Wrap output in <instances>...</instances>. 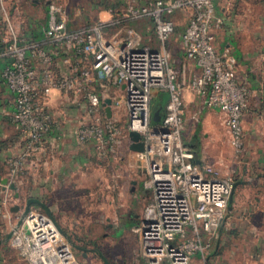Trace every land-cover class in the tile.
Listing matches in <instances>:
<instances>
[{"label": "built area", "instance_id": "2783aa9c", "mask_svg": "<svg viewBox=\"0 0 264 264\" xmlns=\"http://www.w3.org/2000/svg\"><path fill=\"white\" fill-rule=\"evenodd\" d=\"M236 0H225L227 6ZM189 9L180 35L186 59L197 73L184 83L165 44L174 22L169 13ZM111 17L69 28L58 0L47 1L46 26L39 39H7L0 24V57L7 59L2 78L14 96L12 119L23 139V150L9 160L10 176L23 170V162L43 142L54 120L50 93L81 97L88 119L76 136L91 143L97 157L106 159L117 145L136 131L144 141L139 152L145 164L144 186L151 197L140 226V250L149 264H188L193 254L205 252L216 237L228 211L233 182L210 165L189 160L183 141L186 128L185 86L223 113V125L235 155L244 147L243 112L250 89L237 78V60L229 48L218 49L214 29L221 24L214 0H127L122 9H109ZM150 20L159 47L141 45L132 35L107 31L128 22ZM1 23V22H0ZM122 88L126 121L119 126L105 112L107 90ZM164 90L168 99L162 121L153 124L152 89ZM11 242L26 264H67L71 244L45 212L29 209L12 231Z\"/></svg>", "mask_w": 264, "mask_h": 264}, {"label": "rangeland", "instance_id": "374dc122", "mask_svg": "<svg viewBox=\"0 0 264 264\" xmlns=\"http://www.w3.org/2000/svg\"><path fill=\"white\" fill-rule=\"evenodd\" d=\"M47 1L49 0H36L37 5L34 6L33 0H0V16L7 17L0 21L4 22L5 27L18 26L23 31L21 38L33 39L37 25L43 23ZM58 1L68 17L69 26L77 28L95 22L107 9L124 8L127 0ZM244 6L250 10L251 15L247 25L246 22L241 24L242 22L238 21L235 33L239 45L244 50H249L254 45H264V2H256L254 6L253 1L250 0ZM169 17L174 22V29L165 46L171 54L173 63H177L175 56L180 54L179 36L188 21V14L184 10L175 9L169 13ZM122 31L135 36L141 45L159 46L154 24L150 20L128 22L111 28L106 33L111 35ZM152 94L151 108H155L160 103L164 107L168 93H165L163 101H159V89L153 88ZM259 110L260 113L254 112L248 117L250 121L245 123L243 137L245 147L239 160L244 161L245 158L246 161L248 156L258 158L261 152L264 153V109ZM6 112V108H0L1 169L5 164V152L10 146L15 145L18 137L16 125L12 124L9 113ZM114 112L113 118L117 124L124 125L126 121L124 108H116ZM207 119L206 113H200L196 121L189 126L184 141L192 139L194 142L207 145L212 155L222 150L224 167L216 169V172L230 178L232 182L246 178L250 169L243 172L242 164L238 162L239 156L236 158L234 150L222 134L219 113L215 112L210 116V122L214 123L218 131L217 139L207 140V135L204 136V132H212ZM248 139L249 142L251 139L249 144ZM145 170L142 158L129 151L125 142H121L106 159L97 157L94 150H87L86 160L79 165L73 177L63 182L61 187L53 192V196L45 197L47 201H51L56 223L71 244L72 260L67 264H105L96 251L105 257L108 264H149L142 257L140 250L142 214L151 197V190L144 186ZM132 181H135L134 185ZM23 201L22 204H25L26 200ZM30 209L44 212V209L37 204H31ZM12 256H16L13 264H26L23 258H18L12 247L7 250L5 264H10L9 259Z\"/></svg>", "mask_w": 264, "mask_h": 264}, {"label": "crops", "instance_id": "0c3cea01", "mask_svg": "<svg viewBox=\"0 0 264 264\" xmlns=\"http://www.w3.org/2000/svg\"><path fill=\"white\" fill-rule=\"evenodd\" d=\"M248 1L250 0H236L227 6L225 0H214L215 13L221 18L220 26L214 29L215 45L220 50L229 48L232 51L237 60V78L239 81L247 82L250 89L248 106L243 112V131H245V123L250 121L248 117L256 111L260 113V108L264 109V45H254L253 48L244 50L239 45L235 33L238 21H241V24L243 22H246V25L248 24L251 12L244 6ZM252 1L254 6L256 2H264L263 0ZM33 2L36 6V0H33ZM46 8L47 2L44 8L43 23L37 25L33 39H39L42 36L46 26ZM181 10H184L189 18L190 10ZM100 15L98 19L106 20L111 17L108 9ZM5 18L7 17L3 16L1 18L0 16L2 21ZM2 21H0V24L2 28L4 27L3 32L7 39L23 35V31L18 26L8 25V27H5ZM67 26L73 28L69 26L68 20ZM126 33L122 31L118 34L125 35ZM180 38L179 36L180 54L174 55L177 63H173V65L178 69L179 78L186 83L192 75L197 73V68L193 60L185 58ZM6 63L7 59L0 57V108H6L10 121L15 124L12 119L14 96L1 76ZM106 94L111 103L114 100V102L123 104L121 87L111 88V90L106 91ZM183 103L186 118L183 141L191 123L196 121V117L203 112L208 115L207 123L212 129V132L203 133L204 136L207 135V140L208 138L217 139L218 131H216L214 123L210 122V116L217 112L220 116V129L228 141V133L223 125L224 116L219 108L208 106L205 99L192 92L188 86H185L183 90ZM49 104L54 120L53 126L44 136L42 145L23 162L22 172L11 177L8 163L9 160L18 157L23 150L24 141L18 130L15 145L10 146L5 152V164L2 169L0 168V264H5L8 248H14L11 242L12 231L17 226L22 209L25 206V204H22L23 200L29 198L26 196L39 197L52 211V203L47 201L45 197L53 196V192L60 188L63 182L73 177L79 165L86 160L87 150H94L91 143H80L75 133L78 125L88 119L83 99L52 89ZM110 114L113 117L115 112L110 111ZM9 139L11 140V137ZM121 142H125L129 151L138 154L141 158L139 152L130 150L129 144L131 141L129 137L124 138ZM250 142L248 139V144ZM184 144L188 148V157L191 162L199 166L210 165L218 170L224 167L222 150L212 155L209 146L194 142L192 139L184 141ZM240 155L236 158L238 157V162L242 164L243 172L250 169L249 173L246 178L237 180L239 183L234 189L230 204L228 203L229 209L217 231L216 237L208 247V251L206 250L204 253L196 252L188 264H264V153L261 152L258 158H249L245 154L248 156L246 161L245 158L244 161L239 160L242 157ZM4 177L8 178V182L14 181L17 184L18 197L14 196L17 191L10 189L9 183L5 185V188H2L1 179ZM132 184L134 185L135 181H132ZM133 188L134 186L131 189ZM16 205L19 206V210H11ZM14 250L16 251V249ZM16 254L18 258H23L17 251ZM15 260L16 256H12L9 263L13 264Z\"/></svg>", "mask_w": 264, "mask_h": 264}, {"label": "water", "instance_id": "95a60500", "mask_svg": "<svg viewBox=\"0 0 264 264\" xmlns=\"http://www.w3.org/2000/svg\"><path fill=\"white\" fill-rule=\"evenodd\" d=\"M110 104H111V100L109 98L104 99L105 112H106L107 117H110V115H111L110 114ZM162 116H163V104L160 103L158 106H156L153 109L152 117H151L152 123L153 124L161 123ZM128 137H129V139L131 141L130 144H129L130 150L136 151V152H142L144 150V141L142 140L141 135L138 132L129 131ZM8 183H9L8 186H9L10 189L17 191V185L15 184L14 181L8 182V178H6V177L1 179L2 188H5V185L8 184ZM238 183L239 182L236 181V182H234L232 184L230 195H229V204H230V202L232 200V195H233L234 189H235V187H236V185ZM14 196L18 197L19 196L18 192H16ZM31 204H37V205L41 206L45 210L47 215L50 217V219L56 224L58 230L63 234L61 228L56 223L55 218H54V216L52 214V211L50 210L49 206L46 203L42 202L39 199V197H37V196L27 198V200L25 202V206L23 207L22 212H21V217H20V219L17 222V225H19L21 223L22 216H24L27 213V211L30 209ZM228 209H229V205H228ZM11 210L18 211L19 210V206L16 205L15 208H13ZM73 246L77 247V248H80L82 250H85L84 248H81L79 246H76V245H73ZM91 250L92 249H90V251ZM96 253L102 258V260H103V262L105 264H108L106 259H105V257L101 253H99L97 251H96Z\"/></svg>", "mask_w": 264, "mask_h": 264}, {"label": "trees", "instance_id": "16d2710c", "mask_svg": "<svg viewBox=\"0 0 264 264\" xmlns=\"http://www.w3.org/2000/svg\"><path fill=\"white\" fill-rule=\"evenodd\" d=\"M111 9V8H110ZM114 8H112V10H113ZM165 93H166V91H164V90H160L159 89V96H160V99H159V101H163V99H164V96H165ZM154 109V108H153ZM163 109H164V107H163Z\"/></svg>", "mask_w": 264, "mask_h": 264}]
</instances>
